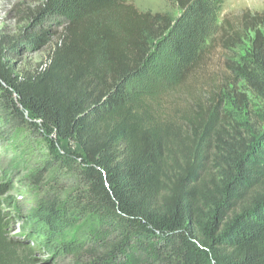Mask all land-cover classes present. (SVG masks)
Returning a JSON list of instances; mask_svg holds the SVG:
<instances>
[{
    "label": "trees",
    "instance_id": "obj_1",
    "mask_svg": "<svg viewBox=\"0 0 264 264\" xmlns=\"http://www.w3.org/2000/svg\"><path fill=\"white\" fill-rule=\"evenodd\" d=\"M167 1L181 22L128 0H43L10 50L49 44L56 16L66 25L45 68L22 81L6 70L0 47V81L16 94L14 106L82 152L75 173L83 189L41 203L34 215L53 230L76 218L90 223L92 264H264V136L205 178L204 154L188 152L163 105L224 0ZM262 24L264 11L245 12L237 28L226 17L211 38L229 50L254 32L257 67L242 68L250 82L264 66ZM188 25L198 41L178 37Z\"/></svg>",
    "mask_w": 264,
    "mask_h": 264
},
{
    "label": "rangeland",
    "instance_id": "obj_2",
    "mask_svg": "<svg viewBox=\"0 0 264 264\" xmlns=\"http://www.w3.org/2000/svg\"><path fill=\"white\" fill-rule=\"evenodd\" d=\"M128 1L142 11H166L175 21L182 15L167 0ZM42 2L0 0L2 63L15 80L33 77L45 68L66 25L56 16L51 20L54 36L49 44L36 48L17 44L11 51ZM263 11L264 0H224L203 24L201 36L206 35L199 52L190 58L188 71L190 63H183L180 73L185 75L179 90L163 98L166 116L174 120L188 152L204 154L201 175L205 178L219 174L247 143L264 136V66L251 82L242 71L257 67L249 54V37L254 32L248 37L245 32L229 50L211 39L216 23L226 17L237 28L245 12L254 16ZM189 27L178 37L195 36L198 41L200 35L190 36ZM260 29L264 34V24ZM4 86L0 81V264H92L94 259L86 252L92 246L87 233L90 223L76 218L71 227L53 230L34 215L41 203L83 189L75 173V164L82 160L81 149L21 106L17 109L16 94Z\"/></svg>",
    "mask_w": 264,
    "mask_h": 264
}]
</instances>
